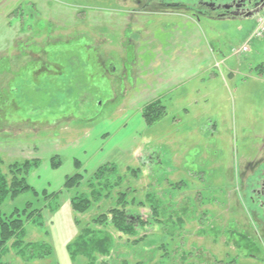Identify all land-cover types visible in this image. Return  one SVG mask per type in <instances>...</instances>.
Masks as SVG:
<instances>
[{"label":"rangeland","instance_id":"1","mask_svg":"<svg viewBox=\"0 0 264 264\" xmlns=\"http://www.w3.org/2000/svg\"><path fill=\"white\" fill-rule=\"evenodd\" d=\"M137 7L0 0L2 175L11 185L16 162L40 161L26 179L34 191H10L0 204L2 217L22 220L0 247V264H264V231L253 227L237 178L259 157L264 135V39L233 55L257 22H198ZM207 59L224 73L207 84L210 110L186 115L187 104L178 103L170 119L146 125V100L200 72ZM101 165L117 171L94 179L104 195L96 202L89 178ZM77 170L84 181L70 191L65 178ZM75 193L87 194L85 212L75 211ZM115 208L127 212L132 234L110 221ZM88 229L87 242L110 238L109 251H95L90 262L74 255Z\"/></svg>","mask_w":264,"mask_h":264},{"label":"trees","instance_id":"2","mask_svg":"<svg viewBox=\"0 0 264 264\" xmlns=\"http://www.w3.org/2000/svg\"><path fill=\"white\" fill-rule=\"evenodd\" d=\"M166 107L162 106V104L159 102L158 99L152 101L151 103H148L143 111L144 119H146L148 126H153V124L159 122L161 119H163L164 115L166 114ZM38 160H27L25 162H16L14 165V170L19 172L20 175H16V177L13 179V184L9 185L6 181V176L2 175L1 166H0V204L3 203L7 197H9V192L11 191L13 195H16L18 192L21 193L23 191H29L32 189V187L27 184L26 179L29 171L35 170L37 167H39ZM3 163V160L0 158V164ZM76 164V163H75ZM80 162L77 163V166L79 167ZM53 166L55 168H58L61 166L60 162L53 163ZM79 169V168H78ZM80 170V169H79ZM116 172L117 169L114 166L111 165H101L93 173V176L91 179L89 178V187L92 190V197L95 198V201H99L100 199L104 198L103 192L101 194L100 190L93 189L94 186V179H106L108 181L107 172L109 171ZM137 169H130V171H136ZM138 171V170H137ZM21 178V179H20ZM121 178V177H120ZM65 185L64 187L66 189L74 190L75 188L81 186L84 179L82 177V174L77 172L69 177L65 178ZM102 182V181H101ZM22 184H25L24 186H20ZM103 184V182L101 183ZM103 188V187H102ZM34 191V189H32ZM35 195L36 193L33 192ZM59 193H54L53 196H58ZM77 194V193H75ZM87 194H77L73 196L72 203L74 206L75 211L79 212H85L87 208H89L90 200L86 198ZM118 204L119 205H127L128 200L127 198V192H121L119 195ZM40 211V210H39ZM42 212V209H41ZM38 213L39 216H41L40 212L31 213L30 217L33 218V215H36ZM111 217L110 221L117 226L118 229H121V232L125 231L127 234H132L133 226L127 224V218L128 214L124 210L120 209H112L111 210ZM21 217L18 216H11L7 217L6 219L2 217L0 212V247L5 245L11 237L14 236V232L20 229V226L22 224ZM104 222H109V219L104 218ZM15 230V231H14ZM13 231V232H12ZM92 233L89 229L85 231L83 234L81 241L77 244V251L74 252V255L77 257L79 254L83 255L89 262L94 261V253L95 251L107 253L110 247V238L106 237H100V239H93L92 241L87 242L85 240V236H88ZM20 244V243H19ZM18 244V246H19ZM17 246V247H18ZM92 263V262H91Z\"/></svg>","mask_w":264,"mask_h":264},{"label":"flooded vegetation","instance_id":"3","mask_svg":"<svg viewBox=\"0 0 264 264\" xmlns=\"http://www.w3.org/2000/svg\"><path fill=\"white\" fill-rule=\"evenodd\" d=\"M125 1V0H123ZM137 4V13L160 10L181 13L194 21H241L264 9V0H130ZM162 11V12H164ZM136 13V14H137ZM259 146V157L245 161L237 178L242 181L245 200L249 203L253 227L264 231V135ZM258 232V231H257Z\"/></svg>","mask_w":264,"mask_h":264},{"label":"crops","instance_id":"4","mask_svg":"<svg viewBox=\"0 0 264 264\" xmlns=\"http://www.w3.org/2000/svg\"><path fill=\"white\" fill-rule=\"evenodd\" d=\"M245 41L243 43H245ZM192 52H194V50H192ZM195 57L196 55L194 54L191 56L190 59L195 61ZM201 64H200L201 66L199 67L200 72H197L196 74L195 73L190 74L188 76H182V78L179 79H177L178 78L177 77L176 79L179 82H176L174 79L173 82L176 83V85L170 88L168 92L167 91L161 93L158 92L157 94H154L156 96L153 95L149 100H146L145 104L147 105L148 103H151L152 101L158 99L159 102L162 104V106L166 107L167 113L164 115L163 119H161L159 122L165 121V117L170 119L169 118L170 116H168L169 112L171 110H174L175 104L178 103L187 104V106L184 105L185 108L183 109V113H186V115L189 114L190 110L197 109L199 106L200 109L210 108L208 107L209 106L208 103L210 102V100H214L215 96L210 93L212 89L209 90L210 86L208 87L207 84H209V82H211L215 77L219 78L221 76L222 80H224V73L223 70H220V72L214 70V64L212 63V61H208V59L207 61L205 60ZM204 64H206V67H204ZM231 74H233L232 77H235L234 71H232ZM181 81L183 83H181ZM201 92H205V93L208 92L209 95H202L201 97L196 98L198 95L201 94ZM201 102H205V103L203 105H199ZM180 120L181 119L178 117L176 113V116L173 118V121L175 122L178 121L176 122L175 129L181 128L182 123H180Z\"/></svg>","mask_w":264,"mask_h":264},{"label":"built area","instance_id":"5","mask_svg":"<svg viewBox=\"0 0 264 264\" xmlns=\"http://www.w3.org/2000/svg\"><path fill=\"white\" fill-rule=\"evenodd\" d=\"M258 26L255 30L254 37L264 38V15H261L257 18ZM250 48L247 44L243 45L242 48L234 50L236 55H243L244 53L249 52Z\"/></svg>","mask_w":264,"mask_h":264},{"label":"water","instance_id":"6","mask_svg":"<svg viewBox=\"0 0 264 264\" xmlns=\"http://www.w3.org/2000/svg\"><path fill=\"white\" fill-rule=\"evenodd\" d=\"M261 12V10H259L257 13H255V14H259ZM255 14H253L250 18H253V16L255 15ZM233 75V74H232ZM232 75H230V77H232Z\"/></svg>","mask_w":264,"mask_h":264}]
</instances>
